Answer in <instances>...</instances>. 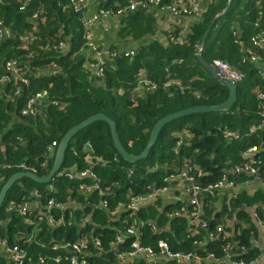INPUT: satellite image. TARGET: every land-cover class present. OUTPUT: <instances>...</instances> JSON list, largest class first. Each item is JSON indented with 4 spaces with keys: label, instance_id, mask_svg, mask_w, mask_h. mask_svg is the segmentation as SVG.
Masks as SVG:
<instances>
[{
    "label": "trees",
    "instance_id": "1",
    "mask_svg": "<svg viewBox=\"0 0 264 264\" xmlns=\"http://www.w3.org/2000/svg\"><path fill=\"white\" fill-rule=\"evenodd\" d=\"M22 1L0 0V23L9 34L7 39L0 40V77L7 61H15L28 74V84L21 86L18 96H14L15 89L9 86L0 97V189L13 174L21 172V167L35 170L37 176L45 177L54 160L53 154L46 163L47 148L52 143L58 146L70 128L91 116L102 114L113 121L121 144L129 154L136 156L145 148L154 124L161 118L191 107L218 105L228 97V90L206 71L196 55L197 46L211 20L222 13L228 0H211L204 6L201 19L193 23L186 36L173 33L174 38L180 41L161 44L157 40H149L138 47L135 57L107 61L103 80L95 78L88 67L93 60L82 40L81 21L87 15L85 11L74 12L70 0H30L25 12H19ZM128 1L147 3L153 0H102L99 10L114 12L126 6ZM179 1L159 0V4L174 5ZM35 13H41L43 20L34 24L30 18ZM154 13L138 10L129 14L122 20L120 35L136 40L146 33L150 22H153L151 15ZM258 13L262 16L259 27L254 28ZM259 31L264 32V0H232L228 10L214 23L202 49V56L210 66L214 61L224 62L243 74V81L237 85L235 103L225 112L190 115L168 123L146 159L135 164L124 162L115 151L110 129L104 122L93 123L77 132L68 144L62 168H84L87 156L84 146L88 143L93 151V166H96L93 173L100 180L101 188L108 191L102 197L106 208H98L99 197L94 195L90 199L91 203L96 204L94 210L85 208L72 212V215L66 212L64 218L67 223L63 227L52 231L45 223H40L36 241L33 238L28 245L21 243L28 256L35 261L37 255L48 253L51 234L54 242H74L84 235L89 241L97 238L102 249L95 251L89 244L90 264H115L111 243L117 233L132 221L146 222L156 215L155 210L148 208L134 215L127 212L119 220H112L110 212L118 203H126L129 191L143 195L152 182L162 185L166 175L185 165L198 166L207 173L201 181L202 185L213 184L234 167L243 164L246 150L253 146H264V126H261L264 102L260 103L256 96L257 92L264 94V79L257 65L241 63L245 51L253 49L251 38ZM29 33H33L35 41L27 44L19 41L20 37ZM59 41L67 43L65 52L45 49L47 43ZM258 54L263 64L264 49ZM51 64L55 67L52 68ZM40 70L47 72L39 76L37 72ZM140 70L156 84V88L137 95L136 76ZM49 71H53V74L49 75ZM171 82L178 84L165 87ZM43 90L48 94L49 104H37L38 112L34 116H22L26 99ZM225 131L236 133L239 137L225 139ZM180 137H183V144L176 148ZM258 156L264 159V154ZM95 158L99 161L96 162ZM131 169L133 174L129 177L128 170ZM228 176L229 180L239 185L246 179L244 176L239 179ZM79 183H68L61 177L55 178L51 186L63 198L68 188ZM46 187L29 179H21L7 192L0 209V237L7 238L9 246L18 244L19 233H30L31 228L15 211H7V206L10 202L20 204L34 201L31 197L34 190L46 197L41 200L45 204L47 199L55 198L52 194L47 195ZM209 200L212 204L216 203L217 198ZM257 202L264 203L262 195L257 193L255 197V192L248 194L243 188L235 199L228 203L224 199L217 209L206 202L204 214L209 230L222 225L228 238L209 243L204 255L212 254L220 262L224 258L223 248L228 247L234 260L256 262L260 254L254 244L257 230L247 212L241 208L255 207ZM177 207L166 206L159 220L165 219V215ZM256 212L264 220L261 209L257 208ZM88 213H91L90 223L78 232V221ZM233 216H236V220L232 231L227 227ZM171 226L175 229L174 237L166 232L154 234L145 224L140 229L141 244L154 247L162 239L173 251H191L190 242H182L186 218L174 219ZM0 264L10 263L0 254ZM132 264L143 263L135 261ZM158 264L176 263L161 261Z\"/></svg>",
    "mask_w": 264,
    "mask_h": 264
},
{
    "label": "built area",
    "instance_id": "2",
    "mask_svg": "<svg viewBox=\"0 0 264 264\" xmlns=\"http://www.w3.org/2000/svg\"><path fill=\"white\" fill-rule=\"evenodd\" d=\"M86 0H70L74 12L84 13ZM30 0H23L19 7V12H25ZM138 10H144L146 12L163 13L171 18H190L193 23L199 21L204 13V9L198 0H180L174 5H160L159 0L149 1L147 3L142 2H130L123 8H119L116 11H101L100 13L106 16H114L118 18H125L129 14H132ZM262 16L258 13V18L254 23V28L259 27V19ZM41 13L32 14L30 22L37 23L42 21ZM83 35L82 40L84 42V48L94 56L93 63L88 64V67L92 70L95 78L103 80L104 68L107 61L114 58L125 57L133 58L137 55L138 49L122 52L119 56L111 50L108 52L101 51L93 43L92 38V26L95 22L94 17L85 16L82 18ZM9 37L8 32L0 23V40L7 39ZM36 38L33 33H29L19 38V41L27 44L35 41ZM165 41L174 42L180 41L175 39L172 32H167ZM253 49L246 50V54L242 59V63L249 62L255 64L260 68V75L264 79V63H260V55L258 52L264 48V32L259 31L251 40ZM68 46L66 42H51L47 43L45 49H53L65 52ZM105 58H107L105 60ZM54 68L55 65L51 64ZM50 67V68H51ZM221 77L233 81L235 84H239L243 81V74L239 73L235 69L231 68L227 63L214 61L212 66ZM53 71H51V75ZM27 71H22L15 61H7L4 64L3 75L0 77V97L4 94L7 87L12 86L15 89L14 96H18L21 86L28 84ZM171 84H178V82H171L165 84L168 87ZM136 87L141 93H146L150 89L156 88V84L149 80L146 73L142 70L138 71L136 76ZM257 99L260 103L264 102V94L257 92ZM37 104L48 105V94L45 90L40 91L26 99L25 108L22 110V116H34L38 112ZM51 104L56 105L55 102ZM264 116V114H261ZM261 126H264V119ZM187 137L186 132H183ZM225 139H237L239 136L236 133L223 132ZM183 137L179 138L176 143V148H179L183 144ZM57 145L52 143L47 148L46 163H49V159L55 153ZM86 157L84 162L86 166L80 169L78 166H71L68 169H63L62 166L57 174L51 179V182L55 178L64 177L68 183H74L80 181L76 186L68 188L63 194V198L58 194L51 186V182L46 185V193L52 194L55 198L47 199L45 204H42L41 200L46 197H42L38 191L34 190L31 197L34 201L25 202L20 204H14L10 202L7 206V211H15L18 217L31 228L30 233H19L18 244L9 246L7 238L0 237V254L10 264H90L88 258L91 256L89 253V244L95 251H101L100 243L97 238H92L90 241L86 236L78 238L74 242L56 241L50 236L51 243L47 247L48 253L44 255H37L36 260L28 256L26 251L21 247L28 245L33 241H36L39 236L40 229L38 225L45 223L52 231L63 227L67 221L64 218V214L83 210L85 208L94 210L96 204L90 202V199L96 195L99 197L98 208L105 209L106 202L102 197L108 191H104L101 188L100 180L93 173V151L91 146L86 143L84 146ZM258 154H264V146H253L243 153V164L234 167L229 173L224 174L218 181L209 185H202L201 181L203 177L207 176L202 169L198 166L185 165L180 170H175L174 173L168 174L162 179V185H158L156 181L146 187L143 195H137L134 192L129 191L126 195V203H118L114 210L110 212L112 220H119L121 216L127 212L131 214L138 213L141 209L148 210L151 208L156 211V215L153 219L146 222L138 221L137 223L132 221L130 224H125L127 227L123 231L118 232L111 243V251L113 252L115 264H132L135 261L142 262L143 264H158V262H174L176 264H220L222 261H218L212 254L202 257L198 254V251L204 249L209 243H212L219 239H227L228 234L225 233L222 225H218L214 230H209L208 220L205 217V207L207 204H211L210 199L217 198L216 203H212L210 207L217 209L221 205V202L225 199L226 203L236 198L238 194L237 190L240 187L235 181L229 180L228 175L239 179L240 177H250L252 179L264 180V159ZM96 162L99 161L95 158ZM21 172H30L35 174V170H26L21 167ZM133 169L128 170V176L131 177ZM36 175V174H35ZM87 180L88 182H85ZM174 183L173 186H170ZM116 186V184L114 185ZM173 205L178 207L170 214L165 215V219L159 220L166 206ZM247 214L250 217L255 229L262 227V234L264 236V220L259 218L255 207L247 208ZM59 213V215H57ZM72 215V214H71ZM82 225L79 226L78 232H81L86 224L90 223L91 213L83 214ZM186 218L185 237L182 242L188 241L191 244V251L178 252L173 251L165 240L159 239L154 247L142 245L140 242L141 233L140 229L147 224L154 234L169 233L174 237L175 229L170 225L168 219L172 218ZM234 217V216H233ZM76 222V220H74ZM2 225V221H0ZM230 224H228L229 226ZM29 234V235H28ZM37 235V237H36ZM229 248L225 247L223 251H228ZM228 264H255V262L244 263L242 261H230L229 256ZM264 257V248H263ZM264 264V259L263 262Z\"/></svg>",
    "mask_w": 264,
    "mask_h": 264
},
{
    "label": "water",
    "instance_id": "3",
    "mask_svg": "<svg viewBox=\"0 0 264 264\" xmlns=\"http://www.w3.org/2000/svg\"><path fill=\"white\" fill-rule=\"evenodd\" d=\"M232 0H228L227 4L224 8V10L222 11L221 14L215 16L208 28L207 31L204 35V37L202 38V41L200 43V50L197 53V60L198 62L206 69V71L223 87H225L228 90V97L227 99L218 105H214V106H207V105H203V106H196V107H191V108H187L185 110H181L172 114H169L163 118H161L160 120H158L150 134H149V138L148 141L145 145V148L143 149V151L136 156H133L131 154H129L126 149L123 147V145L121 144L119 137L117 135L116 132V126L115 123L113 121H111L110 119H108L106 116L102 115V114H98V115H94L91 116L89 118H87L86 120L82 121L81 123H79L78 125L70 128L65 134L64 136L61 138V140L58 143V146L55 150L54 153V160L52 163V166L50 168L49 173L45 176V177H39L35 174H32L30 172H18L13 174L1 187L0 189V209L2 207V204L4 202V199L6 197L7 192L12 188V186L17 183L19 180L21 179H29L35 183L38 184H48L51 182V179L55 176V174H57L63 164V160H64V155L65 152L67 150L68 144L70 143L72 137L79 131H81L82 129L90 126L93 123L96 122H104L108 125L109 129H110V135H111V139H112V143H113V147L115 149V151L117 152V154L120 156V158L129 164H135L136 162H139L143 159H146L148 157L149 152L151 151L152 147L154 146L155 142L158 139V136L161 132V130L170 122L175 121L177 119L180 118H184L190 115H196V114H207V113H221V112H225L226 110H228L236 101L237 99V85L229 80V79H224L222 78L219 73L209 64H207L202 56V49L205 45V42L208 38V35L214 25V23L216 22L217 18L221 15H223L229 8V6L231 5ZM119 59V58H117ZM92 72H95L94 69H92ZM264 207V206H263ZM242 211L246 210V207H242L241 208ZM236 220V216L233 217V221ZM263 248L264 246H262V248L260 249V254H261V258L262 260L264 259L263 257Z\"/></svg>",
    "mask_w": 264,
    "mask_h": 264
},
{
    "label": "crops",
    "instance_id": "4",
    "mask_svg": "<svg viewBox=\"0 0 264 264\" xmlns=\"http://www.w3.org/2000/svg\"><path fill=\"white\" fill-rule=\"evenodd\" d=\"M102 0H86L85 1V12L86 16L94 17L95 22L92 26V38L93 43L101 51L108 52L111 50L115 53H118L119 56L122 52L138 49V47L149 40H157L161 44H165V34L167 32L177 33L180 36H186L189 32V29L193 25V20L190 18H171L163 13H154L151 15L153 22H150V26L147 28L145 34L139 36L136 40H133L132 37L127 36L123 37L120 35V29L122 27L123 18H118L114 16L104 17L99 10V4ZM201 6L204 9V6L209 4L211 0H198ZM119 9V8H117ZM116 9V10H117ZM115 10V11H116ZM92 56V54H91ZM91 58V57H90ZM94 56H92L93 60ZM119 58V57H118ZM107 58H105L106 60ZM47 72V71H46ZM46 72L38 71L37 75L44 76ZM51 75V71H49ZM137 95H141L139 90H135ZM172 183L170 186H173ZM241 185V186H240ZM237 192L243 188L248 194H253L255 192V197L257 193H262L264 200V180L261 179H252L246 177V179L240 184ZM255 208H260L264 214V203L257 202ZM255 247L260 251L262 246H264V236L262 234V227L257 228V236L255 238ZM234 260V256L230 257V261ZM261 254L257 258L255 264H263Z\"/></svg>",
    "mask_w": 264,
    "mask_h": 264
},
{
    "label": "rangeland",
    "instance_id": "5",
    "mask_svg": "<svg viewBox=\"0 0 264 264\" xmlns=\"http://www.w3.org/2000/svg\"><path fill=\"white\" fill-rule=\"evenodd\" d=\"M178 18H180V17H178ZM200 50V44L197 46V51H196V55H197V53H198V51ZM223 78V77H222ZM224 79H226V78H224ZM262 194V193H261ZM263 195V194H262ZM174 219H176V218H172V219H168V221L170 222V225H171V223H172V221L174 220ZM82 221L81 220H79L78 221V223H77V225L78 226H81L82 224ZM231 223H235V221H233V220H231V221H229V223L228 224H231ZM224 249V248H223ZM224 252V258L221 260L222 261V264H228L229 263V259L226 257V256H229V258L233 255L232 254V251H231V249H229L228 251H223ZM206 253V247L204 248V249H201V250H199L198 251V254L200 255V256H202V257H206L207 255H209V254H206V255H204ZM238 256V255H237ZM237 261V260H236ZM240 261V260H239Z\"/></svg>",
    "mask_w": 264,
    "mask_h": 264
},
{
    "label": "flooded vegetation",
    "instance_id": "6",
    "mask_svg": "<svg viewBox=\"0 0 264 264\" xmlns=\"http://www.w3.org/2000/svg\"><path fill=\"white\" fill-rule=\"evenodd\" d=\"M254 36H255V35H254ZM254 36H253V37H254ZM253 37H252V38H253ZM252 38H251V40H252ZM263 49H264V48H263ZM263 49H262V50H263ZM242 62H243V61H242ZM242 62H241V63H242ZM239 84H240V83H239ZM236 85H238V84H236ZM233 227H234V224L231 223V224L227 227V229H231V230L233 231V229H232Z\"/></svg>",
    "mask_w": 264,
    "mask_h": 264
}]
</instances>
